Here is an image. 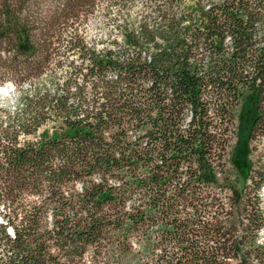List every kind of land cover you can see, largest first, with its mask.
<instances>
[{"label":"trees","instance_id":"1","mask_svg":"<svg viewBox=\"0 0 264 264\" xmlns=\"http://www.w3.org/2000/svg\"><path fill=\"white\" fill-rule=\"evenodd\" d=\"M96 2L0 0V264H264V0H141L100 50Z\"/></svg>","mask_w":264,"mask_h":264},{"label":"rangeland","instance_id":"2","mask_svg":"<svg viewBox=\"0 0 264 264\" xmlns=\"http://www.w3.org/2000/svg\"><path fill=\"white\" fill-rule=\"evenodd\" d=\"M47 3V6L51 2ZM44 7V6H42ZM151 15L148 9L143 7L141 0H130L125 1V3L119 4L115 0H97L94 8L91 12L87 13L84 18H80L76 23L73 24L72 28H75L78 33L82 34L85 38L86 43L89 46L95 47V49L100 50L105 47H116L122 43L121 34L117 25L123 20L136 22L142 15ZM71 28H67L65 33ZM113 41L117 42L116 44ZM69 58L76 59L74 55ZM65 69H68L65 65L60 68L52 70L48 75H42L36 83H26L23 85V89H29L30 86L33 87L34 84L41 85L46 82L47 79H51V76H56V79H63ZM9 82V81H7ZM5 82L0 86V102L8 101L9 105L12 107L16 104V99L19 95L18 88L14 85L12 90H7ZM242 105L237 114L235 121V127L237 132L236 138V160L243 167L242 171L245 172V164L247 159V145H246V132L248 128V123L250 120V112L252 108L250 106L251 96L248 92L243 90ZM42 131H48L50 134L52 132L51 122H47L42 127H40L38 133ZM241 174V175H242ZM261 203L264 205V186L260 191ZM264 234V227L260 229L258 236L261 237ZM260 239V238H259Z\"/></svg>","mask_w":264,"mask_h":264},{"label":"clouds","instance_id":"3","mask_svg":"<svg viewBox=\"0 0 264 264\" xmlns=\"http://www.w3.org/2000/svg\"><path fill=\"white\" fill-rule=\"evenodd\" d=\"M6 85H7V86H6L5 88H6L7 90H12L13 87H14V85H13L12 82H10V81L7 82Z\"/></svg>","mask_w":264,"mask_h":264}]
</instances>
